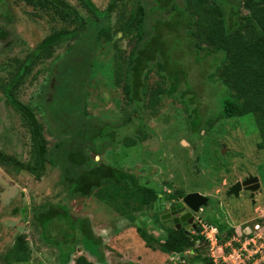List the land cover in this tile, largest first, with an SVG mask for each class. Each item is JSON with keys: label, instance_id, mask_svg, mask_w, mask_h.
<instances>
[{"label": "trees", "instance_id": "1", "mask_svg": "<svg viewBox=\"0 0 264 264\" xmlns=\"http://www.w3.org/2000/svg\"><path fill=\"white\" fill-rule=\"evenodd\" d=\"M21 1L33 10L34 19L45 22L50 34L37 42L33 50L27 47L24 58L16 54L8 58L11 50L20 48L24 55V49L20 43L16 44L6 28L14 26L16 20L11 4L9 0H0V22L4 23L3 26L0 23V45L3 51H9L6 55L9 61L0 64V68L10 75L7 80L0 77V102L4 101L17 115L19 132L22 138L29 139L25 142L27 160L0 150V167L28 174L37 181L45 176L47 167L60 170L59 185L64 193L61 200L47 204L48 207L44 206L34 216L41 239L46 243L55 241L49 234L54 223L59 221L62 226L58 234L62 241L53 243L60 250V264L69 263L76 252V244H82L90 256L105 264L101 251L104 240L93 234L88 219L74 218L70 208V203L78 197L85 200L93 197L115 209L128 223L124 229L116 230L118 238L127 231L128 235L140 237L145 246L154 251L170 257L185 254L174 260L178 264H211L208 252L204 254L208 243L200 235V227L196 235L183 229H171L165 240L150 235L137 213L152 208L159 199V192L143 184L141 174L135 169L116 167L96 161L95 157L117 144H122L123 149L135 147L145 138L142 131L130 134L125 131L133 124L126 107L150 119V114L158 112L157 106L164 99L187 101L192 105L193 101L186 96L191 94L195 83L180 79L181 75L186 77L185 72L166 68V51L177 54L178 49L194 52L195 62L213 57L212 68L206 74L207 84L202 90L206 89L209 96H223L216 121L251 116L260 137L258 149L264 152V0H108L105 9L95 0H73L75 4L68 0ZM63 46L66 61L63 67L54 66L53 61L60 60L58 53ZM78 58L85 63L76 62ZM59 68L56 76L59 84H53L54 80L47 83L52 84L62 103L72 94V85L80 89L73 109L63 111L69 114L64 119L75 123L69 136L78 141L61 140L51 147L46 138L50 131L38 118L39 108L26 98L40 75L46 71L53 77ZM86 69H90L88 77L82 74ZM152 72L162 79L153 89L148 84ZM99 74L104 75V81L88 82ZM102 82L105 87L119 88L122 97H119V105L126 119L116 123L89 116L88 99L93 90L101 91L98 87ZM47 90L48 85L40 95L41 100L46 97ZM99 98L105 103L103 97ZM45 105H48L46 101ZM150 109L153 111L149 112ZM197 111L193 109L196 114ZM174 197L181 199L177 194L167 195L170 200ZM157 219L160 220L159 216ZM218 226L226 233L223 239L220 235L221 244L239 234L234 228L224 230L222 225ZM27 239L25 234L16 238L1 258L5 264L23 263L31 256ZM76 264L93 263L80 256Z\"/></svg>", "mask_w": 264, "mask_h": 264}, {"label": "rangeland", "instance_id": "2", "mask_svg": "<svg viewBox=\"0 0 264 264\" xmlns=\"http://www.w3.org/2000/svg\"><path fill=\"white\" fill-rule=\"evenodd\" d=\"M68 1L77 3L73 0ZM95 1L100 4L101 9H105L108 3V0ZM9 2L16 15V20L14 26L8 25L6 28L9 32L11 31L9 34L16 44L20 43L19 45L24 49V55L20 48L9 52L3 51L0 45V64L9 61L8 58H12L14 54L19 58H24L28 53L27 47H31L33 50L38 44L37 42H40L46 34H50V28L38 18L34 19V16H31L33 10L27 7L24 2L21 0H9ZM0 23L2 26L4 25L2 21ZM124 48H126L125 42H123ZM59 51L60 60L53 62L54 66L63 67L67 57L66 49L63 46ZM8 52L9 56L6 58ZM165 55L168 71H183L186 77L181 75L180 79L192 80L195 83L191 94L186 96L187 99L190 98L193 101L192 105L187 101L182 103L174 99H164L157 106L158 112L155 115L150 114V119L138 116L132 112L130 107L125 106V110H128L129 117L133 121V124L125 131L129 134L142 131L145 138L135 147L129 149H123L122 144H117L115 148L109 147L103 154L95 157V160L104 161L116 167L135 169L141 174L140 180L143 184L159 192V199L152 208H144L137 213L139 219L144 221L142 224L150 235L165 240L167 233L176 228L173 224L167 225L161 221L160 212L167 209L173 202L167 198V195L177 194L182 199L185 195L196 192L208 199L201 212L196 214L198 219L217 229H219L218 225H222L224 230L234 228L239 232L238 235L231 238V241L229 240L232 247V244L238 239L243 242L246 236L250 234L254 236V227L258 222L264 226V152L258 149L257 144L260 137L257 128L251 116L216 121L221 111L223 96H209L208 93H205L206 89L202 90L207 84L205 83L206 74L213 65L212 56L195 62L194 52L188 49H178L177 54L171 50L166 51ZM84 61L82 58L76 59V62L85 63ZM45 68L47 69L48 66ZM90 69H86L82 74L88 77ZM59 70L60 68L54 71L53 77L46 71L40 75L34 86L31 87L30 95L26 98L27 102L39 108L38 118L46 123V129L50 131L46 138L51 147L61 140H69L68 142L71 143L78 141V138L69 136L75 123L64 119L69 114H65L63 111L66 108L72 107L73 109L74 99L79 97L80 89L75 84L72 85L71 90L73 91L71 95H68V101L66 103L59 102V96L52 88V84L47 83L54 80L53 84H59L56 80ZM8 72L0 68V77L7 80L10 77ZM102 76L104 75L99 74L88 82L96 84L97 79L104 81L105 77ZM161 81L162 79L156 72L149 74L150 88H156L158 82ZM103 84L102 82L98 87L101 91L92 89V97L88 99L89 116L101 117L116 123L126 119L119 105L120 98H122L119 88L105 87ZM46 85H48L47 95L41 100L40 95L43 94ZM162 85L164 86V84ZM208 85L213 87L212 83ZM82 91L84 92V90ZM99 96L103 97L105 103L100 101ZM114 97L118 98L114 99ZM149 97L150 95H147V98ZM45 101L48 105H45ZM148 101L149 99H146L147 103ZM193 107L198 110L197 114L193 112ZM151 111L153 110L150 109L149 112ZM17 118L12 109L4 101H1L0 150L21 160H27L28 147L25 142H29V139L22 138ZM182 140L187 142L186 145H181ZM249 176L259 177L260 194H256L254 198L246 192H240L239 197L235 194L229 196L228 187ZM60 178L61 172L57 168L47 167L45 176L37 181L28 174L7 171L0 167V264H5L1 258L11 249L16 238L21 234L28 237L31 256L23 263L18 264H60L58 259L60 250L53 242L62 241L61 235L58 234L62 223L57 221L52 226L49 236L55 241L50 243L41 239V232L34 224L36 213L42 211L47 204L61 200L64 193L62 186L59 185ZM169 185L172 188H169ZM181 199L174 197V200L177 201ZM70 208L74 218L88 219L93 234L104 240L101 251L104 254L105 264H178L172 256L146 247L140 237H136L134 234L128 235L126 230H124L126 233L118 238L115 235L116 230L124 229L128 223L122 219L119 213L115 212V209L113 210L100 200L93 197L86 200L78 197L70 203ZM16 209L20 211L16 213ZM157 216L160 220L157 219ZM137 224L140 225L139 221ZM263 234L264 230L260 235ZM220 235L223 239L226 233L220 232ZM255 240L260 251L254 255L255 259L248 264H253V262L264 264L261 261V257H264V249H260L264 243L260 244L258 239ZM220 243H222L221 240L219 245ZM198 244L200 245V241L197 242ZM205 247L207 251L204 254H207L209 246L205 245ZM75 248L76 252L71 255L67 264H76V260L80 256H84L93 264H103L98 262L97 258L90 256L82 244H76ZM258 248L256 249L254 246L253 251ZM213 253L217 258L220 254L226 256V253L224 254L217 247L214 248ZM233 261H235L234 264L240 262L234 258ZM244 264H247L246 260Z\"/></svg>", "mask_w": 264, "mask_h": 264}, {"label": "built area", "instance_id": "3", "mask_svg": "<svg viewBox=\"0 0 264 264\" xmlns=\"http://www.w3.org/2000/svg\"><path fill=\"white\" fill-rule=\"evenodd\" d=\"M198 223L201 226V228H204V230H202L200 233L201 236H203L205 240L209 243L208 258L211 264H234L235 261H233V258L236 259L237 261H240L239 264H244L245 260H246V263L248 264L251 261H253V259H255L253 258L254 255H257L258 251H260L258 246H256L257 241L255 239H258L260 244L261 242L264 243V237H263L264 234L262 236L260 235L261 232L264 230V226L262 227L258 224H256L254 227L255 231H257V233H255L254 236L253 235L246 236L243 242H241L238 239L237 242H234V244L236 243L238 246H235L234 244H232L233 246L231 247L230 246L231 244L229 242L232 239L230 241H227L225 244L220 243L219 245L220 235H219L217 228L207 225L201 219L198 220ZM260 230L262 231L259 233L258 231ZM254 246L256 247V249L258 248V250L253 251ZM215 247L222 250L224 254L226 253L225 254L226 256H222L220 254L219 258H217L215 254L213 253V250ZM260 249H264V246L261 245ZM263 259L264 257H261V261L264 262ZM194 264H199V263H194ZM253 264H256V262H253Z\"/></svg>", "mask_w": 264, "mask_h": 264}, {"label": "water", "instance_id": "4", "mask_svg": "<svg viewBox=\"0 0 264 264\" xmlns=\"http://www.w3.org/2000/svg\"><path fill=\"white\" fill-rule=\"evenodd\" d=\"M169 188H172V186L169 185ZM243 190L251 191L252 193L260 192L261 183L259 177L249 176L247 179L244 180V182H237L229 189L228 193L229 196L235 194V196L239 197V193ZM251 197L253 198L254 194H252ZM207 201V197L200 193H189L182 199L179 204L171 207L169 210L161 211V220H165L169 217V215H167L168 212L173 213V215H177L178 213H180L181 217L175 218L173 220V223L177 224V229L181 228L180 223H188L191 225L193 222V214L198 213L202 209V207L206 205ZM184 255L185 254L183 253L174 254L172 255V258L179 259L182 258Z\"/></svg>", "mask_w": 264, "mask_h": 264}, {"label": "flooded vegetation", "instance_id": "5", "mask_svg": "<svg viewBox=\"0 0 264 264\" xmlns=\"http://www.w3.org/2000/svg\"><path fill=\"white\" fill-rule=\"evenodd\" d=\"M245 179H247V178H245ZM241 182H244V180L241 181ZM233 185H235V184H233ZM233 185H231L230 187H228V190H229ZM241 192L249 193V195H251V196H252V194H254V197L256 196V194H258L257 192H255V193H251V191H246V190H243V191H241ZM254 197H253V198H254ZM182 199H183V198H182ZM182 199L179 200V201H177V200H173V202L169 204L168 208H167V209H164V210H169L171 207H173V206L179 204V203L182 201ZM196 214H197V213L193 214V222H192L191 225L188 224V223H180V224H181V228H180V229H183L186 233H187V232H189V233L192 232V230L196 227V225H195ZM167 215H169V217L166 218L165 220H162V223H163V224H167V225H169V224H173V226H175V227L177 228V224L173 223V222H174L173 220H174L175 218H180V217H181V216H180V213H178L177 215H173V213L168 212ZM176 228H175V229H176ZM188 228H189V229H188Z\"/></svg>", "mask_w": 264, "mask_h": 264}, {"label": "clouds", "instance_id": "6", "mask_svg": "<svg viewBox=\"0 0 264 264\" xmlns=\"http://www.w3.org/2000/svg\"><path fill=\"white\" fill-rule=\"evenodd\" d=\"M180 143H181L182 146H184V145H186L187 142L182 140ZM255 177H257V176H255ZM260 183H261V182H260ZM260 192H261V191H260ZM260 192H257V193L260 194ZM185 196H186V195H185ZM185 196H184V197H185ZM184 197H183V198H184ZM163 211H164V210H163ZM199 212H201V210H200ZM199 212H198V213H199ZM198 213H197V214H198ZM194 214H195V213H194ZM198 220H199L198 217H196V219H195V225H196V227L192 230V232H190V233L193 234V235H196V234H197V227H200V228H201V226H200L199 223H198ZM258 225L261 226V223L258 222ZM262 227H263V226H262ZM200 231H202V228H201ZM254 231H255V229H254ZM218 232H219V235H220V232H221L220 229H218ZM188 233H189V232H188ZM195 233H196V234H195ZM200 233H201V232H200ZM255 233H257V231H255ZM200 235H201V234H200ZM249 236H252V234H250ZM230 240H231V239H230ZM228 241H229V240H228ZM207 243H208V242H207ZM225 243H226V242H225ZM208 245H209V243H208ZM191 254H193V252H191ZM207 256H208V254H207Z\"/></svg>", "mask_w": 264, "mask_h": 264}, {"label": "bare ground", "instance_id": "7", "mask_svg": "<svg viewBox=\"0 0 264 264\" xmlns=\"http://www.w3.org/2000/svg\"><path fill=\"white\" fill-rule=\"evenodd\" d=\"M252 193V192H251Z\"/></svg>", "mask_w": 264, "mask_h": 264}]
</instances>
